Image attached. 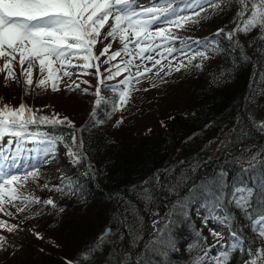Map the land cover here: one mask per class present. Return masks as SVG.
<instances>
[{
  "label": "snow or ice",
  "instance_id": "obj_1",
  "mask_svg": "<svg viewBox=\"0 0 264 264\" xmlns=\"http://www.w3.org/2000/svg\"><path fill=\"white\" fill-rule=\"evenodd\" d=\"M209 9L217 15L235 9L231 21L234 28L228 32L218 28L212 37L204 39H185L178 34L187 26L208 19ZM253 32L256 33L252 36L255 55L250 56L243 51L248 46L247 41L240 37L247 38ZM117 41L121 47L110 51ZM98 44L102 45L99 54L96 52ZM231 49L241 51V58L248 62L259 58V71L253 74L255 82L244 102L253 105L249 115L252 127L264 131V122L254 121L255 105L258 98L264 96V0H0V74L4 75L5 87L8 81L20 83L19 77H23L25 95L36 90L58 93L63 86L68 92L80 91L96 98L90 120L83 129H77L67 116L61 117L55 112L42 114V108H33L26 102L18 106L0 104V213L11 217L14 213L8 211L9 206L17 213H24L34 205L51 206L63 213L65 209L58 207L54 199L42 200L24 192L30 178L38 179L39 164L55 158L62 145L68 163L73 168L82 167L84 176L92 175L96 169L88 160L79 132L102 126L115 113L125 111L132 92L139 90L134 84L147 79L154 81L152 88H158L174 73L203 71L213 56L224 55ZM101 57H105L102 62ZM103 65L108 67L101 71ZM37 68L39 79L34 80ZM93 69L94 72L90 71ZM88 75L97 79L94 92L89 91L90 82L81 79ZM121 76L123 79L117 83H109ZM215 78L226 83L230 74L217 73ZM256 82L261 86L257 87ZM82 84L88 87L82 88ZM102 87L112 91L114 98H105ZM123 123L121 116L114 127L119 128ZM59 128L70 130L67 139L64 132L48 131ZM237 131H241L238 125L231 130L230 139H235ZM242 135L247 138L248 132L243 131ZM245 150L249 159L246 166H240L235 180L229 179L230 173L222 164L203 175L193 176L187 190L177 194L168 216L154 220L144 255L132 264H154V261L170 264V253L176 250L175 229L181 222H188L193 208L203 215V223L211 218L230 226L231 236V240H227L222 232L212 230L210 235L216 238V243L208 245L207 238L198 232V264H231L236 253L248 257L244 264H264V148L251 152L246 146L242 151ZM22 160L34 162L25 163L32 171L14 174L13 170L21 167ZM192 172L198 173V169L193 168ZM159 179L157 174L152 183H158ZM44 188L48 189L49 185L45 184ZM51 190L66 195L82 191L79 180L73 175L61 176L60 184L52 186ZM141 191L149 190L145 187ZM151 199L150 195L145 196V202ZM232 208L250 222L254 233L252 242L237 230L242 226L235 222ZM125 212L132 214L130 209H121V216ZM18 229L17 224L0 219V231L13 233ZM112 232L111 227L106 228L82 253L84 264L88 261L112 264L109 253L103 251ZM35 235L43 239L40 233ZM217 245L220 251L213 254L212 249ZM7 247V236L0 235V251H7ZM118 264L128 262L121 257Z\"/></svg>",
  "mask_w": 264,
  "mask_h": 264
},
{
  "label": "trees",
  "instance_id": "obj_2",
  "mask_svg": "<svg viewBox=\"0 0 264 264\" xmlns=\"http://www.w3.org/2000/svg\"><path fill=\"white\" fill-rule=\"evenodd\" d=\"M234 12L232 9L217 15L209 9L206 13L208 19L189 25L178 34L185 39H204L212 37L218 28L231 31ZM255 35L253 32L247 38L240 37L247 41L248 46L243 51L250 56L255 55V41L252 40ZM241 56V51L231 49L224 55L213 56L203 71L193 69L166 77L181 91L170 97H164V92L160 94V100L153 96L151 100L146 98L129 120L124 118L119 128L114 127L120 119L114 114L102 126L79 132L88 160L96 169L92 175L84 176V169L80 166L73 168L65 155L66 149L59 146L56 156L65 168L48 183V189L41 187L38 197L54 199L65 211L60 213L47 205H34L27 211L19 220L21 236L17 243L21 245L20 251L17 256L9 257L6 264H67V261L84 264L82 253L107 226L119 233V236L107 237L103 251L109 253L108 259L112 264H118L123 257L132 264L144 255V245L152 236L154 220L168 216L170 204L178 198L177 194L187 190L193 176L203 175L222 164L230 173L229 179L235 180L240 166H246L249 159L248 151L242 150L246 146L251 152L264 148V131L253 128V122L249 120L253 105L244 102L255 82L253 74L259 71V58L248 62ZM217 73L230 74V78L225 83L215 78ZM95 86L92 85V92ZM256 86L261 85L256 82ZM8 90L0 85V104L18 106L26 102L33 108H42V114L55 112L61 117L67 116L77 129L88 124L96 99L88 94L79 95L85 104V114L81 115L79 111L73 113L67 108L62 109L55 102L45 103L40 95L43 91L36 90L27 98L24 85L20 93L8 95ZM18 95L17 100H13ZM45 105L50 107L45 108ZM77 105L81 106L80 103ZM255 108L254 121L264 122V96L258 98ZM237 125L241 131L235 133V139H230L231 130ZM48 131L64 132L66 139L70 132L67 128ZM243 131L248 132L247 138L242 135ZM214 142L216 147H211ZM193 168H197L198 173H193ZM157 174L159 182L153 184ZM68 175L79 180L82 191L66 195L51 190L52 186L60 184L61 176ZM145 181L149 183L145 185ZM145 187L149 190L147 193L141 191ZM146 195L152 199L145 202ZM121 209H130L132 214L125 212L121 216ZM231 211L235 222L242 226L237 230L252 242L254 233L250 222L235 208ZM37 212L42 214L37 215ZM136 215L140 217V223ZM203 219V215L193 208L188 222H181L175 229L176 250L170 253V264H198V232L207 238L205 242L208 245L216 243V238L210 235L212 230L222 232L228 240L230 226L215 219L211 226V218L207 223H203ZM36 233H40L43 239H37ZM141 236L143 240L139 238ZM219 251V245L212 249L213 254ZM24 253L25 258L22 257ZM247 259L246 255L236 253L231 264H244ZM87 264H92V261Z\"/></svg>",
  "mask_w": 264,
  "mask_h": 264
},
{
  "label": "rangeland",
  "instance_id": "obj_3",
  "mask_svg": "<svg viewBox=\"0 0 264 264\" xmlns=\"http://www.w3.org/2000/svg\"><path fill=\"white\" fill-rule=\"evenodd\" d=\"M108 41H105L104 43H107ZM121 47V45L119 44V42H114L113 43V47L110 51H115L117 49H119ZM102 50V45H97L96 48V52L97 54H99V52ZM103 59H105V57H101V62L103 61ZM119 60V58H117ZM166 63V61H165ZM0 64H2V61H0ZM149 66H151L149 64ZM104 67H108L107 65H103L102 66V71ZM17 75L19 76V66H17ZM93 71V70H92ZM124 75H127V73H125ZM151 75V74H149ZM163 75V73L161 74ZM20 79V83H16L13 81H8L7 84V88L9 89V94L8 95H13L16 94L17 92L20 93L23 84V77H19ZM39 79V71L38 68L36 70V72L34 73V80H38ZM81 79H86L90 82L91 86L92 85H96L97 84V79L96 77L94 78H90L89 76H82ZM119 79H123V76L118 77L117 80L115 81V83L118 82ZM166 79V78H165ZM167 83L162 84L161 88H152L151 84L154 81H149L147 79L143 80L141 83L139 84H134V88L135 89H139L134 90L132 92V98L129 102V105L127 107V109L123 112H117L115 113V116H118L119 118L121 116H123L126 120H129L133 114L134 111H136V109H138V107L142 106V104L145 102L146 98H149L150 100L152 99V96L156 99V100H160V94H163L164 92V97H170L175 93H179L181 91V88L176 87L175 85H171L170 82V78H167ZM5 79H4V75L0 74V85L1 86H5ZM111 83V82H109ZM166 84L168 86V88L166 89ZM82 88L84 87H88V85H81ZM92 88L89 89L90 92H92L91 90ZM144 89H148V91H144ZM171 89V90H168ZM172 92V93H170ZM25 93V90H24ZM82 95L83 93H81L80 91L77 92H68L66 90H63V86H62V90L58 93H53L50 90L44 92L43 94H40L41 96H43V101L45 103H50V102H55L57 103L56 105L58 106H62V109H66V110H71L73 111V113L79 111L81 115L85 114V104H84V100L82 99V97H79V95ZM102 95L108 98H114V93H112V91L108 90V89H104L102 91ZM20 95H18L16 98H14L13 100H17V98ZM13 97V96H11ZM27 98H30V94L26 95ZM90 97H93V95H90ZM25 100V99H23ZM26 101V100H25ZM77 103H80L81 106L77 105ZM159 106H160V102H159ZM80 108V109H79ZM75 110V111H74ZM211 147H216V142L212 143L210 145ZM22 165L19 169H14L13 173H24L26 171H32L31 167H25V163H27L28 165L33 164V161H21L20 162ZM38 163V162H35ZM39 168H40V174L38 179H29L27 181L26 187L24 189L25 194L28 193H32L35 196L38 197V193L40 192V189L42 186H44L45 184H48L55 176H59L61 174V171L65 168L64 166H62L60 164V161L58 160V157L56 156L55 158H50L48 163L46 164H39ZM8 211H11L14 213L13 216L8 217L5 216L4 214L0 213V219H4L7 220L9 222V224H17L19 226H21V222L19 220H21L22 216L27 212L24 213H17L15 208H12L9 206ZM138 216V215H136ZM139 219V223H140V217L138 216ZM137 219V220H138ZM212 221H210L209 223H211L210 225L212 226L213 222H216L215 220L211 219ZM18 221L20 223H18ZM19 229L16 232L13 233H8L6 230L0 231V235H5L8 238V247H7V251H0V264H6L8 263V259L11 256H17L18 255V251H20V247L21 245L19 243H17L20 240V236H21V232H19ZM111 235H115V236H119V233L116 232H112ZM110 235V236H111ZM108 236V237H110ZM228 240H231V236L227 235ZM22 239V238H21ZM18 252V253H17ZM25 258V253L24 256H22Z\"/></svg>",
  "mask_w": 264,
  "mask_h": 264
},
{
  "label": "water",
  "instance_id": "obj_4",
  "mask_svg": "<svg viewBox=\"0 0 264 264\" xmlns=\"http://www.w3.org/2000/svg\"><path fill=\"white\" fill-rule=\"evenodd\" d=\"M106 228H109V226H107ZM106 228H105V229H106ZM105 229H104V231H105ZM104 231H103V232H104ZM103 232H102V233H103ZM102 233H101V234H102ZM101 234H100V235H101ZM100 235H99V236H100Z\"/></svg>",
  "mask_w": 264,
  "mask_h": 264
},
{
  "label": "bare ground",
  "instance_id": "obj_5",
  "mask_svg": "<svg viewBox=\"0 0 264 264\" xmlns=\"http://www.w3.org/2000/svg\"><path fill=\"white\" fill-rule=\"evenodd\" d=\"M21 165H22V164H21ZM174 192H175V191H174ZM176 192H177V191H176ZM172 193H173V192H172ZM172 193H171V194H172ZM174 199H175V198H174ZM170 205H171V204H170ZM168 208H169V207H168Z\"/></svg>",
  "mask_w": 264,
  "mask_h": 264
}]
</instances>
